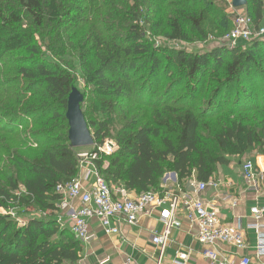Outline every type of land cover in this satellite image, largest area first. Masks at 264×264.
I'll list each match as a JSON object with an SVG mask.
<instances>
[{
	"label": "trees",
	"instance_id": "obj_1",
	"mask_svg": "<svg viewBox=\"0 0 264 264\" xmlns=\"http://www.w3.org/2000/svg\"><path fill=\"white\" fill-rule=\"evenodd\" d=\"M17 1L19 13L11 11V5L0 9V73L4 69L12 73L4 81L0 76V98L8 101L0 105V154L10 157L13 169V173L0 171L8 184H0V210L10 213L22 207L48 216L28 218L20 225L10 214H0V264H79L81 244L58 218L63 200L58 187L76 180L79 172L66 119L75 79L65 66L38 56L37 45H32L34 32L58 29L73 14L71 32L78 35L101 5L110 9L125 0ZM131 1L127 24L118 27L125 35H114L111 45L107 35L94 28V40L80 39L76 48L99 107L109 114L122 105L127 120L117 136L119 151L108 167L96 163L105 181L137 194L160 193L167 171L176 173L180 182L194 177L208 183L218 165L264 149V99L259 95L264 87L258 88L264 84V39L194 53L154 48L148 41L151 33L164 30L172 41H191V34L204 40L211 32L223 37L231 18L215 7L220 0ZM246 10L259 28L264 0H247ZM24 22L31 28H24ZM23 49L33 55L29 66L5 62ZM20 80L26 93L17 87ZM165 82L169 87L163 95ZM243 110L263 115L257 125L241 119L217 123L224 115ZM27 123L35 130H29ZM108 134V123L103 122L95 131L96 143L102 144ZM12 137L41 148L40 154L32 161L17 156ZM21 187L24 193L13 195Z\"/></svg>",
	"mask_w": 264,
	"mask_h": 264
},
{
	"label": "built area",
	"instance_id": "obj_2",
	"mask_svg": "<svg viewBox=\"0 0 264 264\" xmlns=\"http://www.w3.org/2000/svg\"><path fill=\"white\" fill-rule=\"evenodd\" d=\"M233 29L224 39L214 38V42H223L232 47L248 44L264 39V27L256 28L252 19L245 14H239L233 23ZM113 150L112 145H98L93 154V160ZM87 157L88 155H81ZM81 167V166H80ZM243 177L252 183L263 179L264 172H258L255 163L247 160L243 164ZM94 181L85 185L82 180L59 186L58 192L63 195V202L78 201L80 207L70 209L68 221L71 234L81 245L91 244L96 236L91 233L90 225L94 221L109 234H119L118 226L125 224L136 226L142 217H154L163 229L152 236V244L161 250V257L172 244L174 230L182 226V218L197 228V241L203 246L202 257L208 264H262L249 256L238 258L234 254L221 251L222 246L244 250L246 248V234L243 224L237 222L229 225L222 221L220 213L209 203L202 200L201 195L208 189H217L220 183L210 181L199 182L194 177L184 186L175 174L165 179L162 192H142L134 194L123 185L112 186L95 170ZM13 215V214H10ZM251 215L264 216V208H252ZM60 222L61 218L59 217ZM23 225V224H22ZM247 229L257 232L256 256L257 260L264 257V225L249 224ZM190 254H179L175 264H190ZM127 264H137L128 260Z\"/></svg>",
	"mask_w": 264,
	"mask_h": 264
},
{
	"label": "rangeland",
	"instance_id": "obj_3",
	"mask_svg": "<svg viewBox=\"0 0 264 264\" xmlns=\"http://www.w3.org/2000/svg\"><path fill=\"white\" fill-rule=\"evenodd\" d=\"M124 2L125 3H120L118 4V6L110 8V9H109L110 7L109 5H104V6L101 5L99 7V11L95 15L93 14L94 17L91 16L90 18L91 21L89 22V24H87L82 30L77 31L79 32L78 35H75L73 31L71 32V29L73 27V25H71V23H73L72 21L73 14H72V17L65 18L64 24L58 29L46 27L43 30H35L34 32L35 43H33L32 45L34 46L35 44L37 45L39 52H40L38 56L42 57V59L45 61H50L52 63L61 64L63 65V67L65 66L70 71H72L74 75V79H75L76 88L84 95V98H85L82 110L86 116V119L88 123L91 124L92 122H94L97 125V126H91V125L89 126L93 137H94L95 131L99 129L100 124H102L103 122L108 123L109 134L104 139V142L102 144H100L99 142L96 143V140L94 138V142H95L94 146L88 147V148L75 149V153L78 159V167L80 166L85 167L86 166L85 164L90 165V166L92 165L96 166L97 162L102 161L105 166L104 169H106L109 165L110 159L113 158L119 151V146L117 144V136L127 121V120L126 121L124 120L125 115L123 114L124 112H122L120 108L122 105L121 106L119 105L115 112L109 113V114H107L102 109V107H99L97 98L95 97V94H94L95 88L86 82L85 76L79 66V60L77 57L78 53L76 51L77 49H79V46L81 45L80 43L79 44L77 43L78 40L81 39V41H83L84 43L94 40L95 38V35L93 34L94 28H97L99 32L102 31L104 35H107V38H106V40H108L107 43L111 45L114 43V40L116 41L115 39L116 36L114 35L116 34L125 35V32L123 31L121 32L118 27H121L127 24L128 20H127L126 12L129 10V8L131 7L133 3L131 0H125ZM123 4H126V5H123ZM6 5L12 6L11 11H16L18 13L21 11V9L18 6L17 0H0V9L1 8L5 9ZM214 5L219 11H221L220 12L221 15L226 14L227 16L231 18V22H230L231 26H229L228 29L225 30V32H223L225 33L223 37L220 35V33L214 32L215 33L214 34L211 32L208 34L207 38L204 40H201L195 34H191V41H172V40H169L165 36V32L163 30L156 34L151 33L152 36L146 33L147 37L150 36V40L148 41L152 43L154 48H164V49H170L172 51H178V52L181 49L183 51H187L190 53H194L197 51H204L207 48L212 49L220 45H228L223 42H214L213 39L214 38L218 40L224 39L233 29L234 19L239 14L247 15L248 14L247 10L246 8H242V9L234 8L233 0H220L219 2H215ZM157 18L158 17H156L155 19ZM23 26L24 28H28V29L31 28L30 24L27 22H24ZM219 35L221 36V38ZM246 45L247 44H241V46H246ZM32 56L33 55L28 50L23 49V50H19L15 52L11 57L6 58L5 62L7 61V63L12 67H17L19 65L25 66L33 61ZM10 75H12V73L8 72L6 69H4L0 73V76L3 78V81L4 79H6V77H9ZM20 83L22 84H19L17 87H19V89H21L22 92L26 93V85L23 84L21 80H20ZM163 86L165 87L162 88L160 92L161 94L164 95L165 94L164 90L167 88V86L169 87V83L165 82ZM259 87H264V84L259 85L258 88ZM259 91L261 92V90ZM260 92H259L260 97L264 99V94H261L262 92L261 93ZM178 95H180V91ZM7 102L8 101H5L4 103H7ZM4 103L1 99L0 105ZM262 115L263 114H260V113L257 114L255 112H250V111L246 112V110H243V112H239V114H235L230 117H227L224 115L217 121V123L225 124L226 122L233 121L234 119H241L246 123L257 125L259 121L261 120ZM31 119L28 120V123L32 122ZM58 122L60 123V125L62 124L61 121H58ZM28 123L26 125L29 128V130H31L33 127L28 125ZM51 126L52 125H50V127ZM11 140L15 141L14 143L15 146L13 149L16 151V155L23 158L24 160L32 161L34 158H36L40 154L41 148H38L36 145L21 144L19 141H16L13 137L11 138ZM98 145H101V146H104V145L111 146L112 145L113 150L93 160L89 155L94 153ZM259 154L264 155V149H257L255 151H252L244 155L243 157L234 158L232 159V161L235 160L236 163H239L246 158L249 159L250 157L251 158L256 157ZM81 155H88V156L82 157ZM0 160H1L0 171H6L8 173H13L10 157L7 154L3 153V155L0 154ZM172 174H175V173L171 171H167V173L163 177V180L166 178L169 180H172V178L169 177ZM5 180H6V176L1 177V174H0V184L7 187L8 184L6 183ZM112 186H115V185H112ZM23 193H24V188L21 187L18 192H13V195L20 196ZM12 210L13 211H11L10 213H8L7 211L0 210V214L2 215L13 214L10 216L14 217L18 221V223H20V225L22 224L25 225L26 220L28 218L42 219L48 216V214L42 213L38 211L37 209H34V210L27 209L26 210L22 207L21 208L17 207ZM61 223H63L64 225L70 226V222L62 221Z\"/></svg>",
	"mask_w": 264,
	"mask_h": 264
},
{
	"label": "crops",
	"instance_id": "obj_4",
	"mask_svg": "<svg viewBox=\"0 0 264 264\" xmlns=\"http://www.w3.org/2000/svg\"><path fill=\"white\" fill-rule=\"evenodd\" d=\"M260 27H264V12ZM250 158L239 163L234 160L226 166L218 165L215 168L212 181L220 183V187L208 189L201 195V198L220 213L224 223L235 225L239 221L243 224L246 248L241 250L222 246L221 251L234 254L238 258L249 256L254 259V263L258 261L264 264V257L257 260L256 256L257 232L247 229V226L253 223L264 225V216L257 219L251 215L252 208H264V177L258 179L256 183H252L243 177L242 171L244 162L252 160L257 171L260 174L264 172V155L259 154ZM85 165V167H79L76 179L82 180L87 185L93 183L92 173L98 169L94 165ZM164 182L165 179L162 180L161 187ZM185 183L181 181L183 186ZM79 207L78 201L63 202L60 205L58 216L62 221L69 222V210ZM156 215L157 212L154 217H142L139 223L133 227L125 224L118 226L119 234L117 235L109 234L98 223L92 221L90 231L96 238L91 244L81 245L82 259L79 264H127L128 260L137 264H175L177 256L181 253L190 254V264H208L202 257L203 246L197 241L196 226L183 218L181 228L173 231L171 246L165 250L161 257V250L152 244L151 240L155 232H161L163 229ZM67 228L70 227L67 226Z\"/></svg>",
	"mask_w": 264,
	"mask_h": 264
},
{
	"label": "water",
	"instance_id": "obj_5",
	"mask_svg": "<svg viewBox=\"0 0 264 264\" xmlns=\"http://www.w3.org/2000/svg\"><path fill=\"white\" fill-rule=\"evenodd\" d=\"M247 0H233L236 9L246 7ZM84 95L74 87L68 98L66 119L69 125L68 140L73 149L94 146V137L82 110Z\"/></svg>",
	"mask_w": 264,
	"mask_h": 264
}]
</instances>
